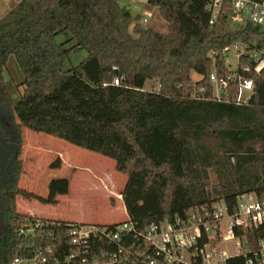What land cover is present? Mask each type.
<instances>
[{
	"label": "trees",
	"instance_id": "16d2710c",
	"mask_svg": "<svg viewBox=\"0 0 264 264\" xmlns=\"http://www.w3.org/2000/svg\"><path fill=\"white\" fill-rule=\"evenodd\" d=\"M208 1L148 0L167 34L142 27L118 0H20L0 18V264L31 257L32 244H50L20 235L24 223L49 220L16 212L18 196L39 198L19 187V128L115 160L127 181L113 196L122 195L126 215L141 225L264 194V72L249 105L208 99L212 47L264 46V31L232 25L229 9L211 24ZM82 52L74 65L72 54ZM11 57L23 76L19 99L4 75Z\"/></svg>",
	"mask_w": 264,
	"mask_h": 264
},
{
	"label": "built area",
	"instance_id": "2783aa9c",
	"mask_svg": "<svg viewBox=\"0 0 264 264\" xmlns=\"http://www.w3.org/2000/svg\"><path fill=\"white\" fill-rule=\"evenodd\" d=\"M224 9L231 11L232 25L251 24L264 31V0H209L211 24ZM151 16L146 12L143 21ZM209 58L213 70L208 99L249 105L256 91L255 76L264 72V46L243 40L216 44ZM114 84L119 85V79ZM199 95L193 91L189 96ZM20 235L48 239L50 244L30 245L32 256L16 258L12 264H264V194H241L234 207L223 200L193 206L183 215L147 225L128 215L109 224L29 221ZM60 235L65 243L57 242Z\"/></svg>",
	"mask_w": 264,
	"mask_h": 264
},
{
	"label": "rangeland",
	"instance_id": "374dc122",
	"mask_svg": "<svg viewBox=\"0 0 264 264\" xmlns=\"http://www.w3.org/2000/svg\"><path fill=\"white\" fill-rule=\"evenodd\" d=\"M19 1L0 0V18ZM118 2L127 6L134 17L139 14L137 23L142 27H152L162 34L168 33L169 24L161 17L157 7L148 4V0ZM146 12L152 16L145 23L143 19ZM134 25L131 27L132 34ZM67 36L69 34L65 33L62 38L65 40ZM86 55V52L72 54L73 64L77 65ZM4 75L14 98L19 99L18 94L23 90V76L14 57L9 59ZM192 78L195 81L199 77L194 74ZM152 87V82L146 84V89ZM15 141L19 146L16 147L15 161L21 168L19 187L39 197L28 199L18 196L17 213L45 220L91 224L118 223L127 218L123 202L113 196V193L122 192L127 181V176L116 170L115 160L25 128L16 131ZM110 179L116 185L115 189ZM211 179L217 183L215 172H211ZM104 182L108 188H105ZM99 185H103L105 190L102 186L97 187ZM112 198L115 206L111 202Z\"/></svg>",
	"mask_w": 264,
	"mask_h": 264
},
{
	"label": "crops",
	"instance_id": "0c3cea01",
	"mask_svg": "<svg viewBox=\"0 0 264 264\" xmlns=\"http://www.w3.org/2000/svg\"><path fill=\"white\" fill-rule=\"evenodd\" d=\"M139 14H137V16H138ZM150 28H152V27H150ZM153 29V28H152ZM169 31V30H168ZM112 177V176H111ZM107 182V181H106ZM106 182H104V185H105V188L107 187L108 188V186H107V183ZM110 182L113 184L112 186H114V189L116 188V185H114V183H113V181H112V179H110ZM110 185V184H109ZM103 187V185H99V186H97V187ZM96 187V188H97ZM124 187V186H123ZM104 188V187H103ZM105 188H104V190H105ZM124 208H125V206H124ZM36 215V214H35Z\"/></svg>",
	"mask_w": 264,
	"mask_h": 264
}]
</instances>
